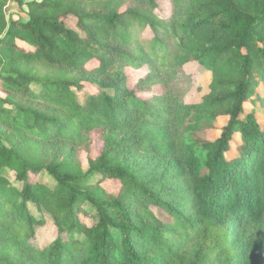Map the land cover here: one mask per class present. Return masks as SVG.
Masks as SVG:
<instances>
[{
    "label": "trees",
    "instance_id": "1",
    "mask_svg": "<svg viewBox=\"0 0 264 264\" xmlns=\"http://www.w3.org/2000/svg\"><path fill=\"white\" fill-rule=\"evenodd\" d=\"M10 1L22 4L0 0V264H264V119L245 108L264 106V0H171L168 20L157 0H30L25 20L6 18ZM189 62L212 76L198 104L165 83L141 100L121 72L148 66L152 79L171 80ZM99 129L108 152L86 170L30 152L53 140L84 150ZM127 134L166 163L157 179L139 177L122 145L112 154ZM94 177L118 180L119 195ZM29 204L58 236L40 248L31 240L43 221Z\"/></svg>",
    "mask_w": 264,
    "mask_h": 264
},
{
    "label": "rangeland",
    "instance_id": "2",
    "mask_svg": "<svg viewBox=\"0 0 264 264\" xmlns=\"http://www.w3.org/2000/svg\"><path fill=\"white\" fill-rule=\"evenodd\" d=\"M20 1L22 2L21 5L20 3L16 4L13 1H10L7 4V7L5 8L7 19H26L25 6L26 2H29L30 0ZM125 6L126 5L121 6L120 9L123 10ZM157 6L158 7L154 9V13L160 19L168 20L169 18H171L174 11L171 0H157ZM66 23L68 27L74 28L75 19L71 17L67 20ZM150 36H152V32L147 28L143 33V37L149 38ZM97 66L98 60H93L86 65V69H95L97 68ZM117 67L118 65H116L115 68L117 69ZM182 71V74H180L179 76L178 74H175L170 80L163 78L160 72H158L157 77H153L152 79L150 77L152 73L150 72L148 66H126L121 70L128 86L130 88L138 87L136 92L138 93L137 96L141 100H147V98L161 95L162 90H164V87L162 85L165 83V85H167L168 87V93L172 94L170 89L172 87L173 93H180V100L184 104L191 105L202 102L203 97L208 93V85L211 82L212 77L211 73L205 68L193 62L184 64ZM86 90L87 88H84L76 92L77 98L80 101L83 100V96ZM256 91L260 94V96H264V86L262 84L257 87ZM245 108L247 111H249V109L251 108H255L258 115L257 117L260 118V122L262 123L264 119V106L259 101L254 104H247ZM225 121L226 119L224 118H220V120L216 121L213 127L205 132V137L211 141L218 138L221 134L222 127L226 124ZM1 128L6 129L5 126H2ZM123 135H125V131H123ZM131 137V134H127L123 138H121L120 136L117 139L118 141L114 140L115 150L112 152V154L116 156L118 152L121 151V148L123 146L126 149L125 153L128 161L132 164L139 177L148 182L157 179L160 172L159 168L161 165H164L165 162H162V164H156L155 161L151 160L150 154H148L150 150L141 151L136 149L134 146L135 143L130 140ZM14 142L18 143V145H21L23 143L22 141ZM236 142H238V140L234 141V143ZM108 143L109 141L105 140V134L103 133L102 129H99L93 131L90 138V144L84 150L80 149L79 145H77L76 142L70 143V141L67 140L65 142L53 140L48 143L44 142L43 144H41V147L32 148L30 152L35 153L37 156L50 155L57 158L67 157L71 162L79 163L83 167V169L86 170L87 162H89L90 160H94L104 153L108 152ZM153 174L155 175L153 176ZM4 175L16 187L21 186V183L14 180V174L12 171H4ZM177 180L179 181L180 178H177ZM94 181L97 182L108 194L114 197L119 195L122 188V185L118 180H111L103 177H94ZM28 207L31 209L33 216L37 220L43 221L42 225H40L39 227H35V237L33 240H31V243H33V245H35L37 248H40L58 237L56 234V229L52 223V218L48 213L42 210H38L36 207H33L30 204L28 205ZM86 209L92 213L89 215L81 214L80 220L86 225L90 226L92 224V219L96 214L93 213L91 208L87 207ZM155 213L162 221H169V217L165 213L157 210L155 211ZM231 237L232 236L230 235V238Z\"/></svg>",
    "mask_w": 264,
    "mask_h": 264
}]
</instances>
